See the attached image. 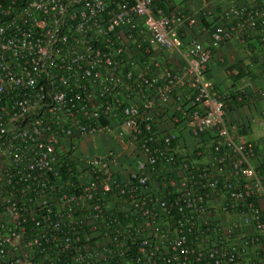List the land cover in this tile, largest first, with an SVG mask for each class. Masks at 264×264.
Listing matches in <instances>:
<instances>
[{"label": "built area", "instance_id": "1", "mask_svg": "<svg viewBox=\"0 0 264 264\" xmlns=\"http://www.w3.org/2000/svg\"><path fill=\"white\" fill-rule=\"evenodd\" d=\"M168 3L0 0V264H264V159L182 43L234 22L264 73V0Z\"/></svg>", "mask_w": 264, "mask_h": 264}, {"label": "crops", "instance_id": "2", "mask_svg": "<svg viewBox=\"0 0 264 264\" xmlns=\"http://www.w3.org/2000/svg\"><path fill=\"white\" fill-rule=\"evenodd\" d=\"M201 1L169 0L166 10L188 12L199 6ZM212 11L216 14L214 17H221L217 6H214ZM209 21L211 22L210 19L203 20L195 29L185 30L182 43L185 45L196 38L210 49L206 76L212 81L213 90L225 97L226 117L255 143L258 160L264 159L263 130L257 119L258 111L264 108V73L259 74L250 68L253 60L249 51L255 44L247 41L249 37L245 31L239 33L240 29L236 23L220 20L218 23L223 22L234 34L226 41L213 45L211 34L214 22L211 24ZM174 59V64L179 66V56L175 55ZM185 136L187 138V135Z\"/></svg>", "mask_w": 264, "mask_h": 264}, {"label": "trees", "instance_id": "3", "mask_svg": "<svg viewBox=\"0 0 264 264\" xmlns=\"http://www.w3.org/2000/svg\"><path fill=\"white\" fill-rule=\"evenodd\" d=\"M260 171H261L262 173H264V163L261 164V166H260Z\"/></svg>", "mask_w": 264, "mask_h": 264}]
</instances>
